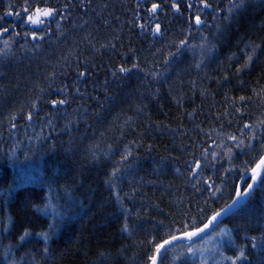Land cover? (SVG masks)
<instances>
[{
    "label": "trees",
    "instance_id": "trees-1",
    "mask_svg": "<svg viewBox=\"0 0 264 264\" xmlns=\"http://www.w3.org/2000/svg\"><path fill=\"white\" fill-rule=\"evenodd\" d=\"M50 2L63 17L34 41L5 16L20 0H0V23L15 25L0 37V216L14 220L0 235V264H151L154 243L230 204L264 153V0H246L230 19L232 0L207 9L176 0L179 12L155 0V19L153 0ZM222 232L221 261L203 264H231L225 257L241 251L237 264H264V183L194 241V254L177 245L165 264H202L195 253Z\"/></svg>",
    "mask_w": 264,
    "mask_h": 264
},
{
    "label": "snow or ice",
    "instance_id": "snow-or-ice-1",
    "mask_svg": "<svg viewBox=\"0 0 264 264\" xmlns=\"http://www.w3.org/2000/svg\"><path fill=\"white\" fill-rule=\"evenodd\" d=\"M165 2H168V0H165ZM246 2V0H232L230 9H229V16L225 17L226 19L231 18V13L237 11L240 7L243 6V4ZM200 6L202 8H210L211 4L209 0H199ZM189 8H192L193 5L189 3ZM19 11H16L14 7H11L10 10L5 12V16L12 17L14 21H17L19 24V27L21 28H27L29 31H26L24 34L25 36H30L32 40H41L43 39V36L40 35V32H45L50 27V25L55 22L59 26V21L57 20V17H63V12L58 9L54 4L50 2V0H20L19 3ZM171 8L175 12L180 11V5L176 3V0H171ZM162 10V5L158 2L151 3L150 8H148L146 11L148 12V15L150 18L155 19L158 16V13ZM2 20V18H0ZM194 23L197 27L201 26L203 21L201 19V16L199 14L195 15L194 17ZM15 25H9V27H4L2 23H0V37H3L4 34L9 33L10 28L14 27ZM140 27L143 29L145 28V25L141 24ZM152 35H160L161 34V26L159 23H156L155 26L151 29ZM17 35L19 33H16ZM9 41L7 39L4 40L5 48H7ZM188 45V41L182 40L180 42V45L178 46V51L180 48H183ZM259 47V46H257ZM211 51V49H209ZM253 52H255V48H253ZM4 51L0 50V55H3ZM252 61V55L248 56V62L251 63ZM199 66V65H198ZM137 65L133 64L132 68H136ZM132 68H128L125 66H121L118 69V72L120 74H125L130 71H132ZM239 72L240 69H237ZM114 76L117 74L115 71L112 73ZM79 75L81 77L85 76L86 73L80 72ZM59 91L63 92L64 89H60ZM245 98L240 97V100L243 101ZM67 102L66 99H60V100H53L52 106L53 108H56L59 105H63ZM31 115L28 116V119L31 120ZM261 124H264V121H261ZM243 128L251 129L253 128V125L244 124ZM243 131V129H241ZM253 139L256 138L255 135L252 137ZM229 139L232 141H237L238 138L235 135H230ZM243 139H239L238 143L235 144V147L241 148L245 147ZM251 146V145H247ZM232 154V149H228V155L229 157ZM128 155L130 153H126L123 156V159H127ZM215 155V154H214ZM201 168V164L199 161L196 162L195 167L192 169V175L195 176L197 174V170ZM115 175V172L113 173ZM259 178V180H258ZM210 179V178H209ZM251 180L252 183L248 184L247 188L248 190L254 189V187L257 185V183H264V158H260L259 163H256L255 167L251 169ZM111 181V178H110ZM207 183V181H205ZM209 189L213 188L212 184L208 185ZM215 191H219V189H215ZM251 191H246L245 193L237 192V197L239 198L241 195H250ZM233 203H236L234 201ZM231 207V206H229ZM37 210H39L37 208ZM224 210H221V212ZM221 212L215 213L210 219L207 220L206 223L203 224L202 227L193 225H187L185 224L183 228L179 229V235L176 234V232H172L170 234V238L163 239L162 242L154 243L153 249L148 254V260L151 262V264H165V258L166 254L169 251L174 250L173 246L175 243L179 241H186L187 243L184 245V247L187 248V251L189 254H194V241L197 239H200L202 237V234H205L207 230H209L210 226L217 220V218L221 215ZM14 224L13 218L10 216L5 220L4 217L0 216V235H3L6 232H9L11 230V226ZM128 226L125 223L121 231L122 232H128ZM30 235L29 231L25 229L22 234L19 236V240L23 241ZM43 238L47 240V233L43 234ZM156 239H159V234L157 235ZM149 243H152L150 241ZM103 255V254H101ZM244 253L243 251L240 252L239 255L235 257H225V259H228L231 261V264H237V262L241 259H244ZM147 264V262H146Z\"/></svg>",
    "mask_w": 264,
    "mask_h": 264
},
{
    "label": "water",
    "instance_id": "water-1",
    "mask_svg": "<svg viewBox=\"0 0 264 264\" xmlns=\"http://www.w3.org/2000/svg\"><path fill=\"white\" fill-rule=\"evenodd\" d=\"M261 158H264V153L263 155L261 156ZM260 160V159H259ZM259 163V161L257 162ZM256 165V164H255ZM255 167V166H254ZM253 167V168H254ZM259 180V178H258ZM245 181H249L251 184L252 183V180H251V170L249 172H247L246 174H244L238 184V189H237V192L239 191L240 193H245L246 191H251V194L250 195H241L239 198L237 197V194H236V197L234 198V200L229 204L227 205L226 207H224L223 209L221 210H224L221 212L218 211V212H221V215L217 218V220L210 226L209 230L206 231L205 234H202V237H205L207 236L208 234H210L212 231H214V229L216 227H218L220 224H222L229 216H231L232 214H234L251 196L252 194L255 192L256 188L258 187V185L260 184L259 182L257 183V185L254 187V189L252 190H248V188H246V190L242 191L241 190V185L245 182ZM234 201H236V203H233ZM231 206V207H229ZM215 215V214H214ZM213 216V215H212ZM211 216V217H212ZM210 217V218H211ZM209 218V219H210ZM207 222V221H206ZM203 226V225H202ZM200 226V227H202ZM179 235V234H178ZM201 237V238H202ZM200 238V239H201ZM199 240V239H197ZM195 240V241H197ZM183 243H187L186 241H179L177 243L174 244L173 247L177 246V245H180V244H183Z\"/></svg>",
    "mask_w": 264,
    "mask_h": 264
},
{
    "label": "rangeland",
    "instance_id": "rangeland-1",
    "mask_svg": "<svg viewBox=\"0 0 264 264\" xmlns=\"http://www.w3.org/2000/svg\"><path fill=\"white\" fill-rule=\"evenodd\" d=\"M194 51H195V55L196 54H199L198 53V50L195 48L194 49ZM12 149V148H11ZM28 152V153H27ZM26 153H25V156L23 155V157H25L26 159H27V161H28V159H30V157H32V156H34L30 151H27ZM241 180V179H240ZM250 182H248V184H249ZM248 186V185H247ZM247 186L245 187V189L244 190H246V188H247ZM242 190V189H241ZM243 191V190H242ZM227 239H228V237L226 238V234H225V232H222V233H220V234H218V237L216 238V240L214 241V243H213V245H212V247L209 249V251H207V252H205V251H199V252H196L195 253V256H196V258H197V260L198 261H200V262H202V264L203 263H207L208 261H213V262H215V263H217V262H220L221 260H218V261H216L215 260V257H214V253H215V251H216V248L218 247V244L222 241V242H226L227 241ZM209 252V253H208ZM179 257H181L182 255L180 254V255H178ZM177 255L176 256H173V258H177L178 257ZM213 262H212V264H213Z\"/></svg>",
    "mask_w": 264,
    "mask_h": 264
},
{
    "label": "bare ground",
    "instance_id": "bare-ground-1",
    "mask_svg": "<svg viewBox=\"0 0 264 264\" xmlns=\"http://www.w3.org/2000/svg\"><path fill=\"white\" fill-rule=\"evenodd\" d=\"M258 161H259V160H258ZM236 194H237V193H236ZM235 197H236V196H235ZM235 197H234V198H235ZM233 200H234V199H233ZM233 200H232V201H233ZM232 201H231V202H232ZM231 202H230V203H231ZM228 205H229V204H228ZM239 209H240V208H239ZM239 209H238V210H239ZM238 210H237V211H238ZM237 211H236V212H237ZM236 212H235V213H236Z\"/></svg>",
    "mask_w": 264,
    "mask_h": 264
}]
</instances>
